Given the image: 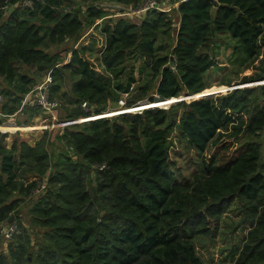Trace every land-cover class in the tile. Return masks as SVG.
Segmentation results:
<instances>
[{
    "label": "trees",
    "instance_id": "obj_1",
    "mask_svg": "<svg viewBox=\"0 0 264 264\" xmlns=\"http://www.w3.org/2000/svg\"><path fill=\"white\" fill-rule=\"evenodd\" d=\"M69 1L33 0L32 7L23 0L0 2V111L9 116L25 109L29 118L44 113L34 103L22 106L39 83L24 71L31 67L37 75L52 71L51 98L69 107L66 120L99 115L121 99L135 112L60 128L58 155L48 149L53 131L35 145L0 143V242L12 216L20 230L0 264H206L196 239L210 234L208 218L218 219L233 201L249 230L232 264H264V83L165 108L182 93H213L207 75L219 65L220 36L232 40L230 66L253 70L238 83L264 79V0H170L177 7L153 8L137 19L108 17L104 0H82L74 10L64 8ZM6 6L14 7L9 14ZM100 19L107 74L81 43L67 51L68 61L50 52L52 45L77 44ZM25 121L23 129L37 128ZM177 129L200 155L188 180H179L171 165ZM5 136L0 130L2 142ZM28 175L37 179L26 187ZM39 178L46 186L27 227L17 193L29 196Z\"/></svg>",
    "mask_w": 264,
    "mask_h": 264
},
{
    "label": "rangeland",
    "instance_id": "obj_2",
    "mask_svg": "<svg viewBox=\"0 0 264 264\" xmlns=\"http://www.w3.org/2000/svg\"><path fill=\"white\" fill-rule=\"evenodd\" d=\"M70 3L66 2L65 9L73 8L76 9L81 6L82 0H72L69 1ZM145 2L141 3V5ZM161 5L163 2H159ZM103 5L106 6V8L110 9L109 13H111V16L113 19L118 18L121 16V11L127 12L129 10H133L138 8L139 6L135 7L133 5H123L120 3H117L115 1L111 0H104L102 2ZM167 4V5H166ZM163 5L165 8H171L172 4L171 1L168 0L167 3ZM115 7V8H114ZM6 13L10 12V7H2ZM122 9V10H121ZM145 14V13H144ZM130 15L134 16V19H137L138 17H141L142 15ZM173 15L174 20H177V15L174 13V11L171 13ZM107 17V18H108ZM103 19L98 20V22L90 28L88 31L85 32L82 39L77 43L67 42L61 45H52L49 49L51 53L55 52H61L62 57L64 60H69L70 53L67 51L70 50L72 46H78L80 45H86L91 51H88L86 53L87 58L95 65L97 70L99 72H104L107 74L108 72L105 71L104 67L101 65V55L103 52L104 43H105V34L102 31V28L100 26ZM97 24H99L97 26ZM165 36H162L164 39L162 41V38L159 41V44H162L164 46V43L167 41ZM168 38V36H166ZM172 37V34L170 35ZM231 44L232 40L229 39L226 36H220L217 39V43L215 45V49L217 51V60H218V66H215L212 68L208 75L207 79L209 83L212 85L209 87V89L214 90L213 94L217 93H225L228 90L233 89L234 87H244V86H255L256 84L264 83V79L260 80L258 82H251V83H238V80L241 79L243 75H249L253 73V70L251 68L247 69L245 67H236L233 68L230 66V56H231ZM89 49V50H90ZM169 51V50H168ZM166 53V51H165ZM139 67V68H138ZM140 62H137V70L135 71V76L139 78L140 76ZM24 71L29 73L30 75H34L37 78L36 82L42 81L45 76L44 75H37V71L35 68L31 67H24ZM47 75V74H46ZM223 80H233L234 82L231 83L230 86L227 85H218V82ZM237 80V81H235ZM54 82V77H53ZM52 82V84H53ZM5 85V83H3ZM67 84H63V87H66ZM69 85V84H68ZM66 88H63L65 90ZM200 96H195V94H185L182 93L178 96V99L175 102H172L170 106L165 107L169 108L171 105L177 104L178 106L183 102H190L194 98H200ZM59 100V99H57ZM148 100V99H146ZM149 101V100H148ZM60 107L59 110L55 112L56 119L53 118H44V114L38 113L37 116L33 118H29V114L25 109H23L19 114L14 113L12 115H9L7 118H4V124H16L18 125L17 128L11 129L10 127L2 128V124H0V130L4 132L5 138L2 142L3 145L6 148H11L14 140L20 141H26L30 145H35L37 141H39L44 135L46 131H49L50 133L53 131L54 134L49 135L47 134V137H50L53 139V141L50 140L51 144L48 145V149L51 153L58 155L63 147L64 142L62 140L57 139L58 131L60 128L63 127H70L74 128L76 125L77 127H81L83 123L99 119V118H105V117H113L115 115H119L123 112H135L134 110H129L128 108L121 107L120 105H111L112 108L108 111L101 113L99 115H92L89 117H79L76 119H70L66 120L64 117H66V113L69 112V107L63 106L62 101L59 100ZM0 103H2V95H0ZM126 109V110H125ZM177 114L183 111L182 106L178 107ZM41 116V117H40ZM28 120V125H34L37 127L34 130L29 129H23L22 127L25 126L26 121ZM40 125V126H39ZM261 140L263 142L262 144V153L264 157V132L261 136ZM170 155H171V165L173 170L176 173V176L179 180H188L191 178V176L194 174V172L198 169L199 163H200V155L199 153L194 149V147L189 143V141L184 138L179 129H177L172 137H171V145H170ZM34 175H28V179H25V186L27 187L29 183L32 181H35L37 178ZM40 182L36 183V185L39 184V186H36L32 190L29 196H24L23 194L17 193L18 198H22V205L19 209V217L22 218L24 224L27 227H30L31 225V215H30V209L33 206L34 201L36 200V197L38 194L44 189L46 186V181L43 178L38 179ZM26 197V198H25ZM242 215L239 210V203L237 201H233L216 219V217H209L207 226L211 228V232L208 235H199L196 239V245H197V251L199 255L202 257V259L205 261L206 264H232L233 260L237 257L236 253L241 248V246L244 244V238L249 230V224L248 222H243ZM14 222V220L12 221ZM11 223L10 221L3 225L1 231H5L3 228H7V225ZM14 240V237L7 238L6 236H2V240L0 242V255L1 253L7 254L9 252V245Z\"/></svg>",
    "mask_w": 264,
    "mask_h": 264
},
{
    "label": "built area",
    "instance_id": "obj_3",
    "mask_svg": "<svg viewBox=\"0 0 264 264\" xmlns=\"http://www.w3.org/2000/svg\"><path fill=\"white\" fill-rule=\"evenodd\" d=\"M216 1V0H214ZM33 5V0H23V6L24 7H32ZM158 9V10H163V11H168L169 8H165L163 7L157 0H145V2L139 6L136 9L133 10H129L125 13H123V15H141L146 13L148 10L150 9ZM52 82H53V75H52V71H49L47 73V75L45 76V78L39 82L31 91H29L24 98V102L23 105L27 103H34L36 105H38L39 107H41L44 111V118H53L56 119V114L55 112L58 110V108L60 107V102L57 99H52L51 98V89H52ZM127 95V94H126ZM125 95V96H126ZM119 105L121 107H124L125 105V100L121 99L119 101ZM83 107L86 109L90 108V105L87 102L83 103ZM22 110V109H20ZM17 114V112H16ZM0 116L7 118L8 115L2 113L0 111ZM4 124V122L2 123V125ZM105 167V165H102L101 168ZM5 229V231L3 230L2 235L6 236L7 238H13L15 234L19 233V227L18 224L16 222H11L7 225V228H3Z\"/></svg>",
    "mask_w": 264,
    "mask_h": 264
},
{
    "label": "crops",
    "instance_id": "obj_4",
    "mask_svg": "<svg viewBox=\"0 0 264 264\" xmlns=\"http://www.w3.org/2000/svg\"><path fill=\"white\" fill-rule=\"evenodd\" d=\"M0 2H1V0H0ZM5 2V1H4ZM177 5H178V2H176V3H174V4H172V7H177ZM11 9H10V12L13 10V8L14 7H10ZM115 8V7H114ZM122 10V9H121ZM6 12V11H5ZM9 12V13H10ZM9 13H6V14H9ZM121 13H124V11H121ZM123 14H121V16H122ZM133 18H134V16H132ZM103 22V21H102ZM102 22H101V24H100V26L102 25ZM99 25V24H98ZM97 25V26H98ZM177 26V25H176ZM174 34H175V32H174ZM41 117V116H40Z\"/></svg>",
    "mask_w": 264,
    "mask_h": 264
},
{
    "label": "water",
    "instance_id": "obj_5",
    "mask_svg": "<svg viewBox=\"0 0 264 264\" xmlns=\"http://www.w3.org/2000/svg\"><path fill=\"white\" fill-rule=\"evenodd\" d=\"M4 1H7V0H1V2H4ZM212 94H213V93H211V94H208V93H207V94H202L201 97L212 96ZM194 99H196V98H194ZM3 134H4V132H3ZM1 140H2V139H0V142H1ZM13 220H14V216H12V217L10 218L9 221L12 222Z\"/></svg>",
    "mask_w": 264,
    "mask_h": 264
},
{
    "label": "bare ground",
    "instance_id": "obj_6",
    "mask_svg": "<svg viewBox=\"0 0 264 264\" xmlns=\"http://www.w3.org/2000/svg\"><path fill=\"white\" fill-rule=\"evenodd\" d=\"M153 107V106H152ZM155 107V106H154ZM161 107V106H160ZM149 108V107H148ZM6 124H3V125H1L2 126V128H4V126H5ZM26 125V124H25ZM30 126V125H29ZM34 130V129H33Z\"/></svg>",
    "mask_w": 264,
    "mask_h": 264
}]
</instances>
